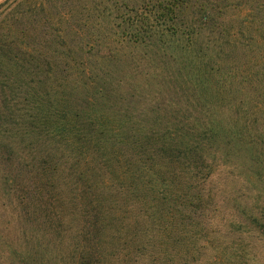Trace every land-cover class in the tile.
<instances>
[{
	"label": "trees",
	"instance_id": "16d2710c",
	"mask_svg": "<svg viewBox=\"0 0 264 264\" xmlns=\"http://www.w3.org/2000/svg\"><path fill=\"white\" fill-rule=\"evenodd\" d=\"M0 264H264V0H0Z\"/></svg>",
	"mask_w": 264,
	"mask_h": 264
},
{
	"label": "rangeland",
	"instance_id": "374dc122",
	"mask_svg": "<svg viewBox=\"0 0 264 264\" xmlns=\"http://www.w3.org/2000/svg\"><path fill=\"white\" fill-rule=\"evenodd\" d=\"M222 169H223V171H225L224 168H222ZM219 175L221 176L222 174H217V173H216V174L214 175V179L217 180V177H218ZM238 178H239L240 181H243V180H244V182H247V181H246V178H245L244 175H241V176H239ZM244 178H245V179H244Z\"/></svg>",
	"mask_w": 264,
	"mask_h": 264
}]
</instances>
